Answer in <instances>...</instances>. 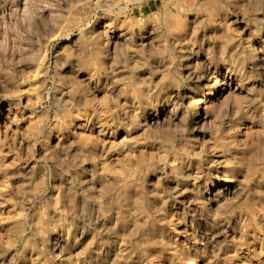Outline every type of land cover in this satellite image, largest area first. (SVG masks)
<instances>
[{"label": "rangeland", "instance_id": "1", "mask_svg": "<svg viewBox=\"0 0 264 264\" xmlns=\"http://www.w3.org/2000/svg\"><path fill=\"white\" fill-rule=\"evenodd\" d=\"M38 262L264 264V0H0V264Z\"/></svg>", "mask_w": 264, "mask_h": 264}, {"label": "bare ground", "instance_id": "2", "mask_svg": "<svg viewBox=\"0 0 264 264\" xmlns=\"http://www.w3.org/2000/svg\"><path fill=\"white\" fill-rule=\"evenodd\" d=\"M256 60V59H255ZM56 191V190H55ZM90 193V192H89ZM56 194V193H55ZM91 195H92V192H91ZM55 196V195H54ZM97 197V196H96ZM80 200V199H79ZM96 201V200H95ZM55 203L56 204H58V202L57 201H55ZM79 203V202H78ZM87 204H88V202H86ZM90 203V202H89ZM86 204V205H87ZM64 205H66V204H64ZM97 205V204H96ZM62 206H63V204H62ZM105 206V205H104ZM54 207V206H53ZM98 207V206H97ZM56 208V207H55ZM79 208V207H78ZM54 209V208H53ZM90 209V208H89ZM99 209V208H98ZM94 210H96V209H94ZM94 210H91V214L93 215L94 213H93V211ZM41 211V210H40ZM88 211H90V210H88ZM50 212H51V209H50ZM50 212H48V211H46V210H44L43 212H42V215H41V218H39V220L38 221H36V223H35V226H36V229L37 230H39V231H45V228L47 227V226H52V225H54V226H56L57 225V223H56V221H59V219H62V215L61 214H64V213H61L59 210H58V208H56L55 210H53V213L52 214H50ZM60 212V213H59ZM95 212V211H94ZM133 214V213H132ZM134 215V214H133ZM58 216H60L59 217V219H57L58 218ZM99 216V215H98ZM95 218H96V216H95ZM94 218V219H95ZM55 219H57V220H55ZM33 221V220H32ZM95 221V220H94ZM29 223V222H28ZM33 225V224H32ZM63 226H59L58 228H57V231H55L54 233H52V234H50V235H52L51 237H50V240H49V243H50V248H51V252L53 253H55V252H57V254L59 253V252H61L64 248H65V246H66V243H67V237L68 236H66L65 238H63V228H62ZM56 228V227H55ZM56 230V229H55ZM123 233V232H122ZM80 234H81V232H80ZM79 234V235H80ZM120 234V233H119ZM77 236V235H76ZM121 236V235H120ZM120 238V237H119ZM117 239V238H116ZM117 241V240H116ZM119 241V240H118ZM113 245V244H112ZM111 245V246H112ZM111 248V247H110ZM111 249H109V251H110ZM106 252L107 251H103L102 253L105 255L106 254ZM113 252V251H112ZM101 253V254H102ZM100 256H102V255H100ZM104 257V256H103ZM102 257V258H103ZM113 257V256H112ZM56 259V258H55ZM43 260V259H42ZM76 261V260H75ZM104 261V260H103ZM42 262V261H41ZM45 262V261H44ZM77 263V262H76ZM38 264H39V262H38Z\"/></svg>", "mask_w": 264, "mask_h": 264}]
</instances>
